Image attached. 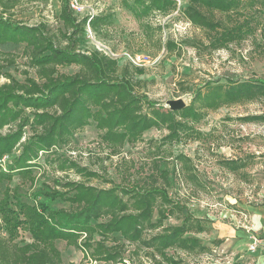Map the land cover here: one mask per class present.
<instances>
[{
	"label": "trees",
	"instance_id": "16d2710c",
	"mask_svg": "<svg viewBox=\"0 0 264 264\" xmlns=\"http://www.w3.org/2000/svg\"><path fill=\"white\" fill-rule=\"evenodd\" d=\"M47 1L0 0V60L4 62L0 65L4 79L0 83V161L4 156L10 158L4 169L0 167V264H63L56 246L59 241L80 249L90 261L104 264H121L127 245L143 248L149 252L147 256L171 264L177 263L166 255L167 250H203L198 238L188 236L204 232L202 221L173 201L163 185L122 187L75 160L56 156V152L88 125H94L100 143L111 155L119 154L126 144L139 143L152 129L166 131L163 142L180 141L192 131L190 124L198 123L206 111L264 100V79L207 83L191 93L189 104L182 109L157 106L136 90L142 68L130 64L120 68L116 59L96 49H79L86 27L103 39V29L111 23L109 15L79 20L69 0H55L59 4L57 19L64 30L59 31V38L44 24L27 26L10 13L20 2ZM257 1L264 7V0H120L147 37L152 27L144 24V19L177 11L204 33L212 51L226 49L253 34L251 20L244 14ZM217 15L229 21L217 19ZM16 46L26 50L27 66L34 70V77L24 71V79L19 81L10 74L8 67L14 59L6 49ZM164 46L169 52L177 49L170 41ZM70 67L77 71H59ZM238 120L262 123L264 115ZM42 156L56 172H72L81 180H97L110 187L55 181L61 189L38 193L42 197L39 202L24 201L10 184L15 177L32 183L33 170L40 167L37 162ZM177 160L185 172L191 171L190 159L178 155ZM243 166L236 161L226 163L230 171ZM161 176L166 181V172ZM54 201L68 208L55 209ZM176 215H181L179 225L164 224ZM18 230L26 232L30 242H16ZM147 232L156 233L146 236ZM117 237L123 243H118Z\"/></svg>",
	"mask_w": 264,
	"mask_h": 264
},
{
	"label": "rangeland",
	"instance_id": "374dc122",
	"mask_svg": "<svg viewBox=\"0 0 264 264\" xmlns=\"http://www.w3.org/2000/svg\"><path fill=\"white\" fill-rule=\"evenodd\" d=\"M69 1L76 2L80 8L73 10L79 20L99 14L111 17V23L103 29L102 40L86 27L80 50L96 49L116 59L120 68L132 65L128 57L135 54L150 59L142 67L143 75L136 78L140 81L136 90L157 106L165 108L168 101L177 99L188 105L191 93L207 83L264 79V7L259 1L244 14L251 20L253 34L218 51L208 48L204 33L193 27L180 12L154 14L144 19V24L152 27L147 37L134 17L122 8L120 0ZM10 13L14 20L27 26L44 24L49 33L59 38V31L64 32L57 19L59 4L55 0L20 2ZM231 16L230 20L234 15ZM217 19L229 21L223 15H217ZM167 41L174 43L177 49L167 51L164 46ZM6 51L14 59L8 70L15 79L22 81L24 71L34 77V70L27 66L23 46L8 47ZM3 63L0 60V65ZM59 71L72 74L77 68H60ZM2 82L4 79L0 77ZM247 115H264V100L206 111L198 123L190 124L192 131L177 142H163L166 131L152 129L143 134L139 143L124 145L117 155L110 154L100 143L94 125H88L77 131L70 144L59 149L56 156L75 160L122 187L163 185L169 197L186 206L205 228L202 233L188 234L201 241L203 250L165 252L175 263L245 264L250 260L246 247L251 234L260 237L252 213L264 205V122L245 124L238 120ZM28 135L27 130L25 137ZM178 155L190 159V172L183 170ZM4 157V161H0L1 168H5L10 159ZM43 161L42 156L37 162L40 167L33 170L32 183L29 179L15 177L10 184L24 201L39 202L42 197L37 196L38 193L61 189L55 181L61 184L79 181L97 188L110 187L97 180H81L72 172H56ZM228 161L244 166L230 171L226 168ZM162 172H166V181ZM52 207L68 208L58 201H54ZM153 219H156L155 214ZM180 223L181 215L164 222L166 226ZM154 233L147 232L146 236ZM117 239L118 243H123ZM15 241L26 243L30 239L26 232L18 230ZM56 246L62 254L63 264H104L90 261L80 249L68 247L64 242L59 241ZM146 253L149 252L143 248L137 250L136 246L127 245L121 264H171Z\"/></svg>",
	"mask_w": 264,
	"mask_h": 264
},
{
	"label": "built area",
	"instance_id": "2783aa9c",
	"mask_svg": "<svg viewBox=\"0 0 264 264\" xmlns=\"http://www.w3.org/2000/svg\"><path fill=\"white\" fill-rule=\"evenodd\" d=\"M70 7L72 10L80 9L76 2L70 3ZM128 58L133 66L140 68L146 66V64H148L150 61V59L147 56L142 54H135ZM4 159L5 157H3L1 161H4ZM247 251L250 253L261 252L264 254V240L254 234H251L250 243L247 246Z\"/></svg>",
	"mask_w": 264,
	"mask_h": 264
},
{
	"label": "crops",
	"instance_id": "0c3cea01",
	"mask_svg": "<svg viewBox=\"0 0 264 264\" xmlns=\"http://www.w3.org/2000/svg\"><path fill=\"white\" fill-rule=\"evenodd\" d=\"M256 210V209H255ZM254 217V226L256 231L260 232L261 239L264 240V205L252 213ZM250 240H248V244ZM248 246V245H247ZM247 249V247H246ZM249 255V262L245 264H264V254L261 252L247 253Z\"/></svg>",
	"mask_w": 264,
	"mask_h": 264
},
{
	"label": "water",
	"instance_id": "95a60500",
	"mask_svg": "<svg viewBox=\"0 0 264 264\" xmlns=\"http://www.w3.org/2000/svg\"><path fill=\"white\" fill-rule=\"evenodd\" d=\"M167 107L172 110H179L185 107V103L181 99L171 100L167 102Z\"/></svg>",
	"mask_w": 264,
	"mask_h": 264
}]
</instances>
